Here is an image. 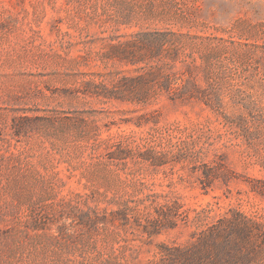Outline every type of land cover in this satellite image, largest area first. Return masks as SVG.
<instances>
[{"label": "rangeland", "instance_id": "rangeland-1", "mask_svg": "<svg viewBox=\"0 0 264 264\" xmlns=\"http://www.w3.org/2000/svg\"><path fill=\"white\" fill-rule=\"evenodd\" d=\"M127 13L131 19L124 24L121 16ZM143 29L200 35L186 52L201 66V83L211 77L226 105L239 90L264 91V0H0V264L80 259L90 243L86 233H79L81 242L37 234L25 227L27 213L35 210L49 224L57 215L52 205L63 197L102 207L132 192L115 175L104 178L81 166L88 153L78 148L85 144L79 128H89L92 137L125 141L148 130L135 124L145 110H158L160 125L186 132L214 118L202 103L162 98L144 110L78 92L87 81L133 75L131 67L106 59V39ZM251 125L263 133L251 148L230 127L210 126L206 160L225 155L237 177L229 193L217 188L204 194L198 182L168 187L162 174H147L146 187L171 191L191 208L216 201L231 205L264 223V198L249 192L246 183L247 177L264 179L255 156L256 149L264 154V125L258 116ZM68 168L75 170L70 174ZM51 228L56 234V226ZM97 239L98 250L110 249ZM183 239L175 233L153 238L142 246L140 260H154L162 242Z\"/></svg>", "mask_w": 264, "mask_h": 264}, {"label": "trees", "instance_id": "trees-1", "mask_svg": "<svg viewBox=\"0 0 264 264\" xmlns=\"http://www.w3.org/2000/svg\"><path fill=\"white\" fill-rule=\"evenodd\" d=\"M130 19V13L121 16L124 24ZM200 39V35L159 29L106 39L103 55L131 67L133 75L121 74L107 82L87 81L78 92L144 110L162 98L172 103H202L214 118L186 132L160 125L158 110H145L136 117L135 124L148 126V130L138 139L125 141L92 137L89 128H79L85 144L78 148L88 153V160L82 161L81 166L104 178L115 175L119 186L132 192L128 198L108 200L102 207L88 202L80 206V201L63 197L52 205L57 215L47 219L49 224L37 211L27 213L25 227L37 234L54 239L67 235L76 242H81L80 232L89 236L91 244L83 247L81 258L63 264H264V223L260 220L217 201L191 208L171 191L158 193L146 187L147 174H162L168 187L176 183L193 186L198 182L204 194L217 188L229 193L231 182L237 177L225 155L215 153L206 160L212 145L210 126L230 127L249 148L262 142L263 133L251 122L258 116L264 125V91L250 94L239 90L232 105H226L211 77L201 83V66L186 52L194 49L193 42ZM255 154L264 167V154L258 149ZM73 169L68 168L70 174ZM119 171L125 176L123 180ZM246 183L249 192L264 198V179L247 177ZM67 221L70 222L66 224ZM54 225L56 234L50 233ZM172 233L184 239L180 243L162 242L154 260H140L142 246ZM97 237L110 244V249L98 250Z\"/></svg>", "mask_w": 264, "mask_h": 264}]
</instances>
